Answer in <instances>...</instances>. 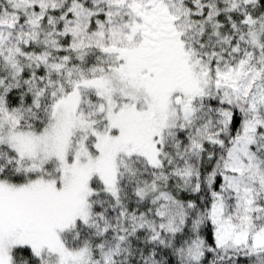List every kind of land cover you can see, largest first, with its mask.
<instances>
[{"label":"snow or ice","instance_id":"snow-or-ice-1","mask_svg":"<svg viewBox=\"0 0 264 264\" xmlns=\"http://www.w3.org/2000/svg\"><path fill=\"white\" fill-rule=\"evenodd\" d=\"M0 264H264V0H0Z\"/></svg>","mask_w":264,"mask_h":264}]
</instances>
